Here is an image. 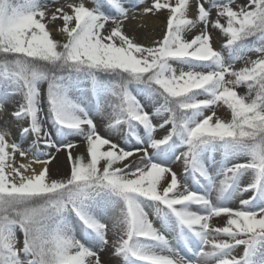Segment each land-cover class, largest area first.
I'll return each mask as SVG.
<instances>
[{"label":"snow or ice","instance_id":"1","mask_svg":"<svg viewBox=\"0 0 264 264\" xmlns=\"http://www.w3.org/2000/svg\"><path fill=\"white\" fill-rule=\"evenodd\" d=\"M0 264H264V0H0Z\"/></svg>","mask_w":264,"mask_h":264},{"label":"bare ground","instance_id":"2","mask_svg":"<svg viewBox=\"0 0 264 264\" xmlns=\"http://www.w3.org/2000/svg\"><path fill=\"white\" fill-rule=\"evenodd\" d=\"M190 15H191V13H190ZM159 25H162L161 22H160V20H156L155 23L149 27L151 29L150 31H142L141 29H138L139 30L138 31V30H135L136 24H133V21L130 20L129 22L126 23L125 31L129 35H135L140 42L147 43L151 39L159 38L158 37V33L160 31ZM139 32H140V34H139ZM146 34H148V35H146ZM193 34L194 33H189V36H191ZM217 35H218V33H217ZM221 43L222 42L219 41V38L217 36H215L214 37V47H216V48L219 49L221 47V45H222ZM223 111L224 110H217V113H223ZM10 128H11V131H12V137L10 138V142H11V139H13L15 136H17L16 135L17 126H16L15 123H11ZM158 135H160V133H158ZM44 158L45 157H41V159H44ZM65 159H66V153L62 152L49 165L50 170H51V173H52L53 176H63L64 175L63 173H65V171H67V167H66V161L67 160L65 161ZM17 161L18 162H23V163H28L29 162L28 159H25V160L24 159H18V156H17ZM32 166L34 168H36L37 171H39V168H40L39 165H36V164L33 163ZM173 167H174L175 170L179 171V166L178 165H174ZM213 223L214 224H217V225H221V224H223V220L214 219ZM102 258L105 259V260H107L108 259V256L105 255V254H102Z\"/></svg>","mask_w":264,"mask_h":264},{"label":"rangeland","instance_id":"3","mask_svg":"<svg viewBox=\"0 0 264 264\" xmlns=\"http://www.w3.org/2000/svg\"><path fill=\"white\" fill-rule=\"evenodd\" d=\"M133 24H136V28H135V30H138V29H141L142 31H150L151 29L150 28H148V29H143V28H140V27H138L139 26V22L138 21H133ZM161 26V27H160ZM162 25H159V28H160V31H159V33H158V37H160L161 35H162ZM139 31V30H138ZM139 34H140V32H139ZM54 35H55V32H54ZM146 35H148V34H146ZM213 36L215 37V36H217L218 38H219V33H218V35H217V33H213ZM56 38L57 39H60V37L57 35L56 36ZM219 41H221L220 39H219ZM222 42V41H221ZM222 44V43H221ZM218 49V48H217ZM253 58H254V54H253ZM241 63L242 62H238L237 64H236V66L237 67H239V66H241ZM240 91L241 92H243L244 91V89L243 88H241L240 89ZM9 107H11V105H9ZM218 110H224V109H218ZM218 115H220V116H226L227 114H226V112L225 111H223V113H217ZM97 124H98V128H99V131L101 132V134L102 135H104V136H106V137H108L109 136V133L105 130V128L102 126V123H101V121H100V119H99V117H97ZM11 125V124H10ZM16 135H17V131H16ZM14 138H18L17 136H15ZM111 138L113 139V140H115L116 142H120L119 141V137L118 136H115V135H113V136H111ZM30 139L31 138H29V140H27V141H25V146H27V144L28 143H30ZM83 144L81 143V145H80V147H78L77 149H75L74 150V154H77V153H80V152H83ZM54 153H55V150L53 149L52 150ZM62 152H64V153H66L65 151H61V152H59V153H55V155H56V157L58 156V155H60ZM30 158V157H29ZM18 159H24V158H21V157H19L18 156ZM44 159H46V157L44 158ZM25 160V159H24ZM65 161H66V159H65ZM174 166V165H173ZM66 167H67V171H68V164H67V161H66ZM67 171H65V173L67 172ZM65 173H63V174H65ZM239 251V250H238Z\"/></svg>","mask_w":264,"mask_h":264}]
</instances>
